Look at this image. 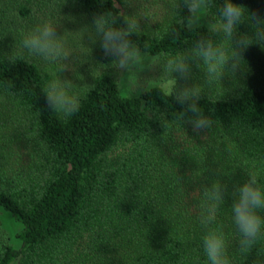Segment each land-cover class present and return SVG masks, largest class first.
Listing matches in <instances>:
<instances>
[{"label":"trees","instance_id":"16d2710c","mask_svg":"<svg viewBox=\"0 0 264 264\" xmlns=\"http://www.w3.org/2000/svg\"><path fill=\"white\" fill-rule=\"evenodd\" d=\"M40 1L65 3L93 21L104 12L136 19L131 0ZM232 2L264 18V0ZM13 3L0 0L2 35L21 33L16 18L33 21L29 8ZM177 3L170 0L155 25L136 19L140 28L131 39L149 56L167 58L207 36V25L188 27L186 8L173 17ZM222 5L214 0L207 10L210 21L218 22L216 6ZM241 34H252L248 23L234 40ZM229 45L223 40L218 47L227 55ZM16 54L0 49V115H22L35 152L30 168L13 179L0 169V230L6 214L20 227L15 235L20 247L0 246V264H207L201 243L206 217L211 227H223L230 264H264V238L242 254L230 215L232 192L249 175L264 187L260 45L243 51L234 72L231 62L227 71L217 68L211 83L204 67L194 66L202 93L199 111L214 123L209 131L195 129L186 106L161 87L122 96L111 59L84 91L80 111L61 118L43 95L54 69L35 59L10 58ZM213 186H225L222 203L204 197Z\"/></svg>","mask_w":264,"mask_h":264},{"label":"clouds","instance_id":"9594fccd","mask_svg":"<svg viewBox=\"0 0 264 264\" xmlns=\"http://www.w3.org/2000/svg\"><path fill=\"white\" fill-rule=\"evenodd\" d=\"M214 5V0H178L172 10L173 17L179 15L181 7L187 9V18L191 21L188 25L191 29L200 27L202 18L207 17V10ZM218 22H209L206 37L192 41L191 46L185 50H179L176 54L164 59L163 67L172 74L175 79V86L170 91L174 101L186 106L185 111L191 113L189 121L195 129L210 130L214 123L207 116L199 111V101L202 97L198 84L177 87L175 74L185 80L193 78V67L200 70L201 66L206 71L208 82L217 68L227 66L231 62V70L234 72L241 66L242 53L250 45L258 44L264 49V18H257L249 15L247 10L232 0H223L222 6H216ZM123 21V24L120 21ZM94 29H90L96 42L101 43L104 54L114 56L116 59V70L121 74L115 82L119 83L121 90L132 96L133 92L128 88V75L138 74L145 67H151L146 50H142L131 39L135 31L139 30L140 23L129 17L125 19L123 14L117 16L113 12H104L95 17ZM252 28V34L237 35V29L245 24ZM119 24V27L116 25ZM56 27L49 21L34 25L23 34L19 41V51L12 59H38L45 64L55 66V74L48 80L43 88V95L46 97L52 112L64 119H68L80 111L84 101V87L74 84L71 80L62 79V73L69 68V53L65 49L63 37L55 35ZM223 40H228L229 53L218 47ZM90 87V86H89ZM5 91L11 97L14 95L10 87ZM154 113V112H153ZM184 113L182 114V118ZM161 120L167 121L163 116ZM115 150V149H113ZM225 186H213L205 189L203 195L206 199L216 201L217 204L224 201ZM234 197L230 207L232 223L238 234V250L247 255L256 245L258 240L264 238V187L260 186L255 174L248 176L246 182L236 186L232 192ZM206 231L202 237L203 252L207 264H230L227 254L225 233L221 225L211 227V217L202 219Z\"/></svg>","mask_w":264,"mask_h":264},{"label":"rangeland","instance_id":"374dc122","mask_svg":"<svg viewBox=\"0 0 264 264\" xmlns=\"http://www.w3.org/2000/svg\"><path fill=\"white\" fill-rule=\"evenodd\" d=\"M169 1L131 0L130 10L132 15L141 23L155 25L167 14ZM13 4L17 8L19 5L29 8L31 10L30 18L33 21L16 18V23H19L16 27L20 28L22 26L23 30L19 35L7 33L2 35L0 33V49L17 53L19 51V41L23 34L34 25L49 21L56 27L55 35L63 37L65 49L69 53L67 61L69 68L62 73V79L71 80L78 86L85 85L83 89L85 91L96 72H102L106 59L112 60L111 68L115 72L116 80L119 79L121 74L116 70V62L113 61L116 58L111 55L106 56L101 48L100 41L97 40L95 42L92 38L93 34L90 29H94V23L90 17L65 3L48 4L39 2V0H14ZM10 13L16 16L17 12ZM209 22L208 17H204L200 21V26H208ZM148 58L152 65L151 67L146 66L138 74H129L127 77L128 88L133 92L132 96L121 90L122 96H139L154 87H161L170 94L171 89L175 86V79L163 67L165 58L149 55ZM35 60L42 66L51 67L54 72L56 71L54 65L45 64L38 59ZM195 69L193 67V78L189 80H185L179 74H175L178 88L195 83ZM0 134L5 138L0 141V169L5 172L6 178L13 179L15 175L23 174L30 168L34 160L35 147L25 132L22 115H0ZM12 219L9 214H6L4 228L0 230V246L12 244L15 247H20L19 241L15 237L20 227Z\"/></svg>","mask_w":264,"mask_h":264}]
</instances>
